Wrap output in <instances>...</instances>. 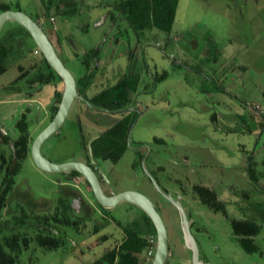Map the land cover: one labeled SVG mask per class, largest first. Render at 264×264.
<instances>
[{
    "label": "rangeland",
    "instance_id": "1",
    "mask_svg": "<svg viewBox=\"0 0 264 264\" xmlns=\"http://www.w3.org/2000/svg\"><path fill=\"white\" fill-rule=\"evenodd\" d=\"M74 1V15H66L62 5L47 12L44 0H0V6L38 21L76 79L85 71V52L102 43L96 64L102 57L107 74L96 73L87 99L121 77L135 84L131 97L138 102L132 100L133 110L121 118L130 117L131 124L126 151L117 163L95 157L93 150L96 145L100 155L105 153L108 135L100 141L94 138L109 126L111 117L82 100L75 102L63 127L44 143L43 155L54 163L85 160L95 168L106 193L137 191L147 196L167 228L166 264H191V252L184 243L178 209L157 190L145 169L196 221L199 229L194 228L193 234L202 258L211 264H264V0H179L171 32L153 29L144 32L142 40L131 29L124 30L126 22L110 28L115 0ZM14 26L6 24L5 31ZM105 29L107 37L102 36ZM30 46L35 47L31 41ZM37 49L11 56L8 69L0 74V154L7 160L10 151L3 133L18 138L23 123L32 144L59 105L60 82L29 83L43 63ZM163 72L167 77L156 80ZM11 85L14 90H7ZM93 117L105 123L99 124L101 129L91 125ZM144 144L150 148L145 164L134 150ZM141 152L149 153L144 148ZM250 163L257 182L250 176ZM67 177L39 170L30 152L21 159L10 196L12 208L20 205L27 212L33 209L53 216L60 198L71 207L67 195L82 191L95 204L87 181ZM62 180L82 191L63 188ZM198 188L214 192L217 201L211 206L204 203ZM92 208L77 226L52 224L63 240L59 248L47 251L31 242L18 264H99L125 238L123 227L142 216L128 203L115 209L96 203ZM63 210V218L77 220L78 214L68 207ZM6 211L1 222L11 218ZM245 220L260 226L253 237L259 250L252 254L234 234L235 224L243 226ZM153 258L146 249L136 264H152Z\"/></svg>",
    "mask_w": 264,
    "mask_h": 264
},
{
    "label": "trees",
    "instance_id": "2",
    "mask_svg": "<svg viewBox=\"0 0 264 264\" xmlns=\"http://www.w3.org/2000/svg\"><path fill=\"white\" fill-rule=\"evenodd\" d=\"M178 3L179 0H115L111 3V6H113L116 14L110 12V18L126 21L129 27H131L139 37H141L145 31H151L153 29L170 33L175 21ZM44 5L47 12L52 7L61 9L62 5V9L66 15H74L77 13L76 2L74 0H44ZM0 8L2 9L1 12L8 10L4 5H1ZM14 25H16L14 28L7 29L6 31L5 26L0 35V74L8 69L7 64L11 56L23 52L26 48H28V52H32L34 48H37L28 31L17 23H14ZM30 41L34 44V48H31ZM99 54L100 47H94L85 52L84 58L82 59L85 71L76 79L79 91L85 92L90 87ZM22 76L16 79L14 83H17ZM166 76L167 74L164 72L158 75L156 80H163ZM35 82L44 84L53 82L58 84L62 82V80L43 57V63L39 72L35 77L29 80L31 84ZM14 87L15 86L11 85L6 89L14 90ZM135 89V84L127 78H122L111 88L95 95L90 102L95 106H104L108 109L124 108L130 102L129 91H135ZM61 96L62 91L56 92L58 104L61 101ZM57 110L58 105L53 107V116ZM129 118L130 117H124L96 140L100 141L105 135H108L105 153L100 155L95 145L93 149L95 157L111 160L113 163H117L120 160L126 151L127 136L131 124ZM19 126L22 132L18 138L14 139L9 133L3 134L4 141L9 146V160H7L2 153L0 154V218L6 208V214L11 216L7 221H0V264H18L20 256L24 251L30 248L31 242H35L39 247L47 251L59 248L63 240L59 236V233L57 234L53 231L55 227H53L52 224L77 226L81 217H83L82 215H87L84 211L77 213L72 206H67L62 198L59 199L58 206L55 208V214H53V216H48L46 214L39 215L33 209L27 212L26 209L20 205H17V208H12L10 196L15 190L16 176L20 171L21 159L25 158L30 153L31 148L30 140L25 132V125L19 123ZM11 143L14 146L17 156L14 165V154ZM250 166L251 163L249 164L250 176L257 182L255 174ZM67 176H69L66 178L68 180L70 177L80 176V174L71 172L68 173ZM198 191L200 192L199 194L203 202L207 205L211 206L212 203L217 201L215 193L208 188H198ZM22 195L20 196L22 197ZM85 206L87 208L88 204L85 203ZM66 207L71 209L76 215L78 214L77 220L62 217V215H64L63 209ZM15 212H18L19 215H15ZM195 226L196 221L192 223V232ZM198 229L197 227L195 228V230ZM123 231L125 235L123 241L101 257L98 260L99 264L103 262L108 264H136V254L155 245L150 242V239L156 241V229L151 219L143 211L142 216L131 225L123 227ZM31 232L33 233L32 235L30 234ZM259 232L260 226L250 220H245L243 226L237 224L234 226V234L238 237L239 243L246 252L251 254L259 250L253 240V237L258 235Z\"/></svg>",
    "mask_w": 264,
    "mask_h": 264
},
{
    "label": "water",
    "instance_id": "3",
    "mask_svg": "<svg viewBox=\"0 0 264 264\" xmlns=\"http://www.w3.org/2000/svg\"><path fill=\"white\" fill-rule=\"evenodd\" d=\"M8 23H17L25 28L34 40L38 50L43 55L49 66L57 73L63 82V92L58 110L52 121L37 135L31 146V158L35 166L50 174L79 173L90 185L97 203L105 209H115L120 204L128 203L142 210L152 221L156 229V247L152 264H166L169 257V239L166 225L157 210L156 205L144 194L137 191H124L118 194L108 195L105 193L101 181L96 172L84 162L67 161L54 163L47 159L42 153L44 143L56 134L65 124L76 100L81 99L78 93L77 82L74 75L66 67L60 58L56 47L46 34L42 26L33 18L22 11L6 10L0 13V35ZM13 165L17 156L13 144ZM144 158V162L146 161ZM146 174L153 182L157 190L171 202L179 211L181 228L185 246L192 252V264H204L199 259V247L195 237L191 233L192 220L188 218L187 212L180 200H175L166 194L157 184L155 178L145 169Z\"/></svg>",
    "mask_w": 264,
    "mask_h": 264
},
{
    "label": "flooded vegetation",
    "instance_id": "4",
    "mask_svg": "<svg viewBox=\"0 0 264 264\" xmlns=\"http://www.w3.org/2000/svg\"><path fill=\"white\" fill-rule=\"evenodd\" d=\"M109 18H110V14H109ZM111 19V18H110ZM112 21H113V24H112V26L110 27V28H112L113 27V25H116V27H120V24L122 23V22H126V21H123V20H114V19H111ZM127 23V22H126ZM128 25V24H127ZM131 29V31H132V33L134 34V35H136L135 34V32L133 31V29L131 28V27H129V25H128V27L127 28H124V30L125 31H127V29ZM107 31L108 30H105V33H104V36L105 37H107ZM146 32V31H145ZM109 33H110V29H109ZM136 38H137V40L139 39V40H142V36L141 37H139L138 35H136ZM116 40H117V38H116ZM100 51H102L101 50V48H100ZM101 53V52H100ZM142 59H143V56H142ZM100 64V63H99ZM99 64H96L95 65V73H94V76H93V80H94V78H95V76H96V73H98L99 72V69H98V66H99ZM100 67V66H99ZM105 71V70H104ZM109 72V71H108ZM110 73V72H109ZM164 73V72H163ZM163 73H161V74H163ZM99 74V73H98ZM160 74V75H161ZM114 74H111V77L113 76ZM99 76H102V75H99ZM167 77V76H166ZM76 79V78H75ZM111 79V78H110ZM122 78L121 77H117V80H116V82L114 83V84H110V83H108V86H106V87H104V88H102L101 90H99L95 95H97V94H99V93H101L102 91H104V90H107V89H109V88H111L113 85H115L118 81H120ZM93 80H92V83H91V85H90V87L85 91V92H81V91H79L78 90V93H79V95L81 96V99H78V100H82V101H86V103L91 107V108H93V109H95L98 113H104V114H107V115H109L110 117H111V120L109 121L110 123H107V124H109V126H108V128L107 129H105V130H103V131H101V132H99V134H97V136L94 138V139H98L100 136H102L103 134H105L109 129H111L116 123H118L120 120H121V118L123 117V116H125L128 112H130L131 110H133L131 107L132 106H130L129 104L132 102V100H134L135 102H138V99H135V98H133L132 99V97H131V92L132 93H136V92H133V91H129V98H130V102L128 103V105L126 106V107H124V108H118V109H108V108H106V107H104V106H101V107H98V106H95V105H93L91 102H90V100L95 96H93V97H89V99H87V93H88V90L92 87V84H93ZM164 80V79H163ZM77 82V81H76ZM110 82V81H109ZM139 82V81H138ZM55 84V83H54ZM59 84V83H58ZM60 84H62L63 85V82H60ZM63 87H64V85H63ZM77 87H78V85H77ZM62 92H63V89H62ZM146 93V92H145ZM62 97V96H61ZM77 101V100H76ZM75 101V102H76ZM60 104V103H59ZM75 104V103H74ZM74 106V105H73ZM58 107H59V105H58ZM73 108V107H72ZM131 108V110H129ZM134 108V107H133ZM136 108V107H135ZM84 112V111H83ZM56 114V113H55ZM55 114H54V116H55ZM88 114L90 115V113L88 112ZM70 115V114H69ZM85 115V114H84ZM54 116L52 117V119L54 118ZM92 116V115H91ZM86 117V116H85ZM115 117H116V119H115ZM94 118V117H93ZM118 118V119H117ZM52 119H51V121H52ZM91 125L94 127V128H102L103 127V125H99V124H105L104 122H102V121H100V119H98V118H94V119H92V121H91ZM8 132H5V133H3V134H7ZM34 141V140H33ZM33 143V142H32ZM92 144H93V141H92ZM31 146H32V144H31ZM139 145L138 146H136L135 148H134V150L135 151H139V153L141 154V159H143L144 160V158L145 157H147L146 158V161H145V163L147 162V160H148V156L150 155V148H149V146H147L146 144H144V145H142V146H140L139 148ZM146 149L149 153L147 154V152H145L144 154H142V152H141V150L142 149ZM30 152H31V148H30ZM98 158V157H97ZM99 159H100V157H99ZM103 161H106V160H104V159H102ZM74 161H81V162H84V163H86L87 165H89L90 167H92V169L96 172V170H95V168L93 167V166H91L90 164H88L87 162H85V160H74ZM144 162V161H143ZM144 163V164H145ZM96 174H97V176H98V178L100 179V177H99V175H98V173L96 172ZM81 176V175H80ZM82 177V176H81ZM70 178H72V177H70ZM83 178V177H82ZM85 179L83 178V181H84ZM86 181V180H85ZM100 181H101V179H100ZM88 183V182H87ZM101 184H102V181H101ZM60 185L63 187V188H65V189H67L68 188V186H73V187H76V188H80L79 186H77V185H74V184H71L70 182H68V181H62V182H60ZM88 187L90 188V193H91V195H92V197L95 199V197H94V194H93V192H92V190H91V187H90V185L88 184ZM102 187H103V185H102ZM104 189V188H103ZM79 190H81L82 191V189L80 188ZM106 193V192H105ZM106 194H108V195H113V194H110V193H106ZM67 198L69 199V201H70V204H71V206H72V208L77 212V213H80V212H82V211H84L85 212V214H89V213H92L93 212V206H95V204L97 203V201H96V199H95V204L91 201V199H89L86 195H85V193L82 191V194L81 193H78L77 195H75L74 193H69L68 195H67ZM85 203H87L88 204V207L86 208V206H85ZM98 204V203H97ZM99 205V204H98ZM91 207V208H90ZM187 212V211H186ZM187 215H188V213H187ZM188 218L190 219V220H192L191 218H190V216L188 215ZM195 220H192V223L194 222ZM191 226H192V224H191ZM191 233H192V235L195 237V235L193 234V232H192V229H191ZM195 239H196V241H197V244H198V247H199V259H200V261H202L204 264H211V262L210 261H208V260H206V259H204V258H202L201 257V251H200V246H199V242H198V240H197V238L195 237ZM187 248V247H186ZM190 251V250H189ZM191 252V251H190ZM191 264H192V252H191Z\"/></svg>",
    "mask_w": 264,
    "mask_h": 264
},
{
    "label": "crops",
    "instance_id": "5",
    "mask_svg": "<svg viewBox=\"0 0 264 264\" xmlns=\"http://www.w3.org/2000/svg\"><path fill=\"white\" fill-rule=\"evenodd\" d=\"M109 14H110V13H109ZM105 30H106V29H105ZM105 30L102 32L103 34L101 33L102 36L104 35ZM104 37H105V36H104ZM101 44H102V43H98V44L96 45V47H100V48H101ZM103 50H104V49H103ZM103 50L100 51V52L102 53ZM112 58H113V57H112ZM101 59H102V57H100V61H101ZM100 61H99V63H100ZM99 66H100V67H99ZM99 66H98V69H99V72H98V73H99V75H102V76H103V74L106 75L107 73H105V71H104V70H105L104 66H105V67L108 66V65H107V62L104 61V63H103L102 65H101V63H100ZM101 66H102V68H101ZM126 69H127V68H126ZM101 70H102V72H101ZM107 71H108V70H107ZM107 71H106V72H107ZM108 75H110V77H111V74L108 73ZM90 89H91V88H90ZM90 89L88 90V93H89ZM107 128H108V127H107ZM107 128H106V129H107ZM99 129H101V128L99 127ZM81 160H83V159H81ZM110 194H114V193L111 192ZM121 242H122V241H121ZM138 255H139V254H136L137 257H138Z\"/></svg>",
    "mask_w": 264,
    "mask_h": 264
},
{
    "label": "built area",
    "instance_id": "6",
    "mask_svg": "<svg viewBox=\"0 0 264 264\" xmlns=\"http://www.w3.org/2000/svg\"><path fill=\"white\" fill-rule=\"evenodd\" d=\"M150 242L152 244H155L154 246H151L150 248H148L149 253L153 255L155 253L156 241H154L153 239H150Z\"/></svg>",
    "mask_w": 264,
    "mask_h": 264
}]
</instances>
